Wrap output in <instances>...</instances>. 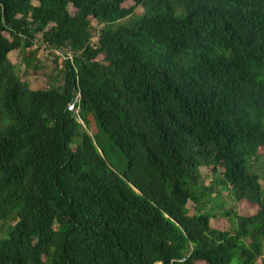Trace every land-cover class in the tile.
<instances>
[{"label":"trees","instance_id":"obj_1","mask_svg":"<svg viewBox=\"0 0 264 264\" xmlns=\"http://www.w3.org/2000/svg\"><path fill=\"white\" fill-rule=\"evenodd\" d=\"M0 222V264H264V0H0Z\"/></svg>","mask_w":264,"mask_h":264},{"label":"rangeland","instance_id":"obj_2","mask_svg":"<svg viewBox=\"0 0 264 264\" xmlns=\"http://www.w3.org/2000/svg\"><path fill=\"white\" fill-rule=\"evenodd\" d=\"M132 2H125L123 5H131ZM68 10H71V7L68 6ZM142 10L138 6L135 8V13H140ZM127 18H125L122 21H125ZM121 21V22H122ZM91 22V31L92 36L95 35L96 29L98 27V24L94 22V20L90 19ZM95 37V36H94ZM93 37V38H94ZM38 44L37 42L32 46V48L36 47ZM8 59L14 63L17 64L19 62V53L16 50H12L7 55ZM34 59L39 60V64L37 67V70H32L31 68H25L24 65H20L17 69L18 75L21 80H24L28 83L30 88L37 89V88H43L46 86V78L51 73V69L53 67L52 57L48 50H45L42 47H39L37 51L34 54V58L31 59V63L34 61ZM62 64V58L58 59V65ZM59 83V82H58ZM77 122L81 124L74 133L71 142L68 144V147L73 149L80 143V133L82 131L86 132L93 141L97 142L99 146L103 149L104 152V158L106 160L107 165L118 175H121L125 168H126V159L124 155L118 150L117 147H115L110 140H108L105 136V134L98 128L96 121L94 120L93 116L89 114L87 116V124L83 125L82 122L79 119H76ZM255 163V162H254ZM255 164L252 165V168L254 169ZM200 171L204 177V182L207 183L210 179H212V176L207 172L206 168L202 167L200 168ZM188 206H190V202L187 203ZM211 209L216 215H218L222 210L224 209H232L235 210L239 214L248 215L254 212V207H251L248 205V203L241 201V202H235L231 198H229L226 194V191H221L219 197H216L210 204ZM12 222H0V237H3L6 235V232L8 230L7 226L11 224ZM209 225L212 227H215L217 229H230L231 225L228 220V218H221L219 216H216L215 218L209 219ZM7 229V230H6ZM159 264V263H155ZM196 264H203V262H196ZM255 264H259L258 260Z\"/></svg>","mask_w":264,"mask_h":264},{"label":"built area","instance_id":"obj_3","mask_svg":"<svg viewBox=\"0 0 264 264\" xmlns=\"http://www.w3.org/2000/svg\"><path fill=\"white\" fill-rule=\"evenodd\" d=\"M77 100V97L74 98V100H72L71 102H69L67 105H66V109L69 110V111H74L76 112L77 111V108L75 106V102Z\"/></svg>","mask_w":264,"mask_h":264}]
</instances>
